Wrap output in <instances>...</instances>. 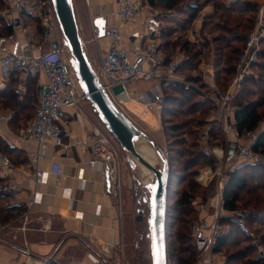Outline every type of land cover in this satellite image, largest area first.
<instances>
[{"label": "built area", "instance_id": "obj_1", "mask_svg": "<svg viewBox=\"0 0 264 264\" xmlns=\"http://www.w3.org/2000/svg\"><path fill=\"white\" fill-rule=\"evenodd\" d=\"M4 5L6 10L0 12V17L7 21L13 31H20L25 35L30 50L41 53L26 57L10 51L7 47H0V68L17 71L25 76L39 74L45 77V83H39L38 101L33 118L21 125L16 133V139L22 147L31 144L37 148L29 159V165L36 167L34 172L36 186L48 185L53 173L56 176L61 174L56 165L53 171L37 168L39 162L46 158V147H64L65 152L69 153L71 147L75 146L81 154L91 157L87 162L88 169L94 170L99 165L105 167L111 194L118 198L122 186L117 160L119 149L114 143L116 140L107 129H100L97 126L85 139L73 145L65 144V131L61 128L65 111L68 108H77L87 100V97L80 88L69 62L70 56L63 37L60 36V25L51 0H4ZM145 10L146 6L141 0H119V9L115 14L116 23L104 30V36L110 39V45L98 75L104 90L127 117H129L127 104L133 101L142 106V116H147L149 113L157 114L161 122L165 89L172 84L182 82L179 73L181 65L176 58L167 62L160 49L163 23L153 13L142 16ZM8 11H11V14ZM22 12L30 13L38 20L42 30V44H34L32 37L27 33L20 16ZM13 13L16 15L13 16ZM125 27L131 29L128 36L123 31ZM1 29L0 24V38H2ZM93 33L96 37L100 36L98 29H94ZM263 38L264 4L259 9L255 28L250 33L239 57L235 75L225 91L217 88L213 63L202 65L210 91L207 95L204 94L201 100L212 105V120L218 124L224 137L222 143L213 140L210 136V128L205 129L199 136L204 155L214 158L217 162L215 170L206 168L200 173L199 181L208 184L218 177L220 195L216 221L204 220L192 228L197 250L200 253H209V258L205 259L206 264H217L213 255L214 248L218 240L228 231V228L220 222L224 215L237 222L241 234L256 246L257 260L264 262V245L248 225L252 219L256 221L263 219L264 210L236 209L227 212L223 200L230 172L242 165L264 166V153L255 150L257 131H250L246 135L240 133L235 120L237 108L234 105L236 95L247 79L254 75L256 64L260 61V44ZM44 44L48 45L47 52H44ZM140 82L151 84V89L142 96L137 95L133 98L130 94L131 86ZM20 168L15 166L8 156L0 154V179L3 181L0 184L1 199L13 196L18 190L14 177ZM85 173V167L78 169L77 178L83 189L87 182ZM56 185L61 187L59 179ZM72 195L73 189L62 188L61 198L69 202V205L73 199ZM43 199L44 193L36 189L24 204L16 201L14 206H24L26 211L10 223L0 224V236L14 231L26 232L33 210L42 204ZM100 212L101 206H97L96 213L100 214ZM39 220L45 222L44 229H50V220L42 216ZM87 247L94 251L95 241L89 239ZM101 252L108 253L109 247H101ZM96 263L105 264V260L102 258Z\"/></svg>", "mask_w": 264, "mask_h": 264}, {"label": "crops", "instance_id": "obj_2", "mask_svg": "<svg viewBox=\"0 0 264 264\" xmlns=\"http://www.w3.org/2000/svg\"><path fill=\"white\" fill-rule=\"evenodd\" d=\"M253 2L256 3V1ZM73 3L84 51L93 68L101 69L109 49L110 39L104 35L96 37L93 30H105L116 23L115 14L119 9V0H73ZM145 6L146 10L142 16L153 13L163 24L170 20L176 25V22H182L188 17L184 10L167 11L164 8ZM8 13L11 14V11ZM20 16L34 44H42V30L38 26V20L27 12H22ZM7 24L2 29L0 47H7L10 51L26 57L41 54L39 51L30 50L25 35L20 31L12 29L9 33L8 27L10 26ZM123 31L128 36L131 29L125 27ZM47 51L48 45L44 44V52ZM185 57L183 53H179L176 58L183 63L186 60ZM29 79L35 81L37 90L39 83H45L43 75L25 76L17 71L0 68V137L11 147L25 150L30 159V155L35 153L37 148L31 144L22 147L18 142L16 133L19 128L16 127L14 130L12 124L17 111L5 106L2 99L6 88L11 86L14 93L19 96L18 100L23 101L27 98ZM88 104L91 103L84 101L77 108L66 109L65 117L61 122V128L65 131L66 145H73L85 139L97 127L98 115L92 105V110L90 108L87 110ZM127 113L129 117H132L129 111ZM215 141L220 142V140ZM90 158L89 155L81 154L75 146L71 147L69 153L65 152L64 147H46V158L39 162L37 168L53 171L56 165L61 174L56 176L53 173L48 185L42 187H37L35 184L36 167L29 163L21 166L14 177V182L19 188L13 196H10L8 206H14L16 201L24 204L36 189L44 193V199L42 204L33 210L26 232L14 231L0 236V264H97L96 262L102 258L105 264L131 263L133 251L139 247L137 239L139 222L134 214V194L131 192L130 175L121 150L119 149L117 159L122 182L118 198L111 194L106 169L103 165L97 166L94 170L87 168ZM81 167L86 168L87 182L84 189L81 188V183L77 178L78 169ZM149 174L151 175L150 172ZM58 179L61 187L56 185ZM63 187L73 189V199L70 205L61 198ZM219 199L218 192L207 205L201 208L199 218H205L211 222L216 221ZM97 206H101L100 214L96 213ZM40 216L51 221L49 230L44 229L45 222L39 220ZM89 239L95 241L94 251L87 247ZM101 247H109V252L103 254ZM213 255L217 264H225L224 257ZM208 258L209 253H203L197 264H206L205 259ZM184 259L188 258L184 257ZM187 262L190 261L187 260Z\"/></svg>", "mask_w": 264, "mask_h": 264}, {"label": "trees", "instance_id": "obj_3", "mask_svg": "<svg viewBox=\"0 0 264 264\" xmlns=\"http://www.w3.org/2000/svg\"><path fill=\"white\" fill-rule=\"evenodd\" d=\"M141 1L144 5H148L151 8H164L167 11L184 10L187 13L188 17L185 19V23L180 25L179 29L173 28V33L168 34L167 31H164L162 34L164 40H168V38L172 39L173 37V46L171 41H167L164 45L160 44V49L164 55H167L166 53H168L171 47H173V50L179 48L180 51H183L187 59L181 65L179 73L191 74V72L198 69L203 58L209 57L206 54V50L211 47V51L215 55L213 65L216 70V83L219 89L225 90L235 75L237 60L243 52L249 36L247 33L255 28L261 6L258 3L248 0H235L232 2L231 0ZM205 1H209L215 9L214 13L206 16L203 22V30L206 31L209 28L208 35L211 34L213 36L211 39L212 42L193 44L184 38L186 33H182L174 40L177 32H180V30L182 32L189 30L190 26L201 13ZM4 7V0H0V9ZM213 20H217L219 23H213ZM3 23H6V21L0 17L2 29L7 24ZM238 29L242 30V32H236ZM8 31L9 33L12 32V27H8ZM262 44H264V41H262ZM261 58H263V52L260 53ZM260 67L261 65L257 69V72L261 69ZM261 71L264 72V69H261ZM253 78L254 76L252 75L247 79L234 100V105L237 108L235 114L237 129L242 135H246L250 131H257L263 120V115L260 110L264 107V99L250 102L247 100L249 95L256 96L259 94L261 98H264L262 97L264 96V80L260 79L259 81L253 82ZM249 84L253 85V89L248 90L250 89L247 88ZM34 87L35 81L29 79L27 98H25L28 102L30 100V91ZM256 88L259 90L258 92H256ZM14 92L11 86L6 88L5 95L2 97L4 105L15 111L23 105L27 108L26 101H19V96ZM28 102L27 104H29ZM212 112V105L206 101H202L193 89L185 85L176 83L165 89L161 124L165 137V145L169 152L167 156L169 163L166 215L167 247L168 252L169 246H172L173 250H181L187 254L193 263H198L201 256L187 229V226L194 219L193 217L195 215L193 206L196 198L195 191L198 188L193 178L202 169L217 167V162L214 158H209L204 155L198 143L199 133L197 128L204 121L208 120L212 124L210 136L213 140H218L219 135L216 134L220 132V128L212 120ZM17 118H19V115L16 113L12 121L13 126ZM255 150L264 153V129H261L257 135ZM0 152L8 156L17 167L25 166L29 163V158L25 150L18 147H11L1 137ZM177 163L181 165L180 171H176L175 165ZM186 181L189 184L185 189H175L176 187L180 188ZM0 182L2 183L3 181L0 179ZM244 193L249 196V199L248 197H241ZM9 199V196L4 199L0 198L1 225L10 223L26 211L24 206H8ZM223 200L227 212L236 209L264 210V166L242 165L230 172L223 193ZM243 202H250L248 205L252 204L255 206L252 208L240 207V204ZM220 222L228 228V231L218 240L214 248L215 255L223 256L225 258V264H264V262L257 260L256 246L250 239L245 238L241 234L237 222L226 215L221 218ZM248 225L260 237L261 243L264 245V218L257 221L252 219L248 222Z\"/></svg>", "mask_w": 264, "mask_h": 264}, {"label": "rangeland", "instance_id": "obj_4", "mask_svg": "<svg viewBox=\"0 0 264 264\" xmlns=\"http://www.w3.org/2000/svg\"><path fill=\"white\" fill-rule=\"evenodd\" d=\"M248 1H252V2L256 1V3H258V4L261 2L262 4H259L260 6L264 4V0H248ZM257 1H260V2H257ZM4 10H5V7L3 9H0V12H2ZM214 11H215V9H214L213 5L209 1H205L201 13L199 14V16L195 20V22H193V24L190 26L189 30H187L185 32H182V30H180V32H177V34H175L174 40H176V38H178L182 33H184V34L186 33L184 38L193 44H197V43L202 44L203 42L205 44V42H208V43L212 42L211 39L213 38V36L211 34L208 35L209 28L206 31L203 30V22H204L205 17L208 15H212L214 13ZM184 19H186V18H184ZM184 21L179 22V23L176 22V25H174L172 21L167 20L163 24L164 31H167L168 34H171V33H173V28L179 29L180 25L185 23ZM213 23H219V22L217 20H213ZM38 26L41 27L40 24H38ZM93 32H94V30H93ZM236 32H242V30L238 29V30H236ZM249 32L247 33V35L250 36L251 32L250 33ZM60 36H62V33L60 34ZM162 37H163V35L160 38V41H161L160 44L161 45H164L165 43H167V41H171V44L173 46V37H172V39L168 38V40L167 39L164 40ZM262 41H264V38L262 39ZM262 41L260 44V53L263 52V58H261L262 60L260 59V61L256 64V67H255L256 72H254V75H253L254 78L252 79L253 82L259 81L260 79L264 80V72L261 71V69H264V44H262ZM211 50H212L211 47L206 50V54L209 57L203 58L201 60V64L199 65L197 70H195L194 72H191V74H188V73L180 74V76L182 78V80H181L182 82L180 84L185 85L186 87H188L187 85H189V88L193 89L200 96L201 99H202L204 94L207 95L210 91V87L206 83V79L204 78V70H203L202 65L203 64L208 65L209 63H211L215 60V55H214L213 51H211ZM169 51H171V52H169ZM169 51H168V53H166L167 55H165L166 60L168 58H170V59H168L169 60L168 62L174 60L179 53H183V51H180L179 48L173 50V47H171L169 49ZM173 56H174V59H173ZM238 60H237V63H238ZM183 63H180L179 65H182ZM237 63H236V65H237ZM213 64H214V62H213ZM260 65H261V67H260L261 69L258 70V72H257V69H259ZM212 67L214 68V65H212ZM214 70H215V68H214ZM95 71L97 72V74L100 73V68L97 67L95 69ZM215 74H216V70H215ZM252 84L248 85L249 87H247V88H250L248 90L253 89ZM151 86H152L151 84L143 83V82H140L137 84H132L131 89H130L131 90L130 94L133 98H135L137 95L142 96V94L144 92H148L151 89ZM227 87H226V89H227ZM219 90H221V89H219ZM225 90H221V91H225ZM256 90H257L256 92L259 91L257 88H256ZM37 91L38 90L36 89V87H34L32 89V91H30L29 102H28V100H25V99L23 100V101H26L27 108H25V105H23L21 108L16 109L17 114L19 115V118H17V120L15 121L14 128L21 127V125L28 123L33 118L34 113H35L34 110H35L36 102H37V98H36ZM262 97H264V96H262ZM261 99H264V98H261L259 96V94L256 96L255 95H249V97L247 98V100L249 102L254 101V100L260 101ZM85 101H87L89 103L88 100H85ZM27 102L29 104H27ZM87 106H88L87 110H89V108H90V110H92L91 104H88ZM127 111H129V113L131 114L132 117H129V118L133 121V123H135L139 127V129H141V131H143L144 134L148 138H150L155 143H157V145L161 149H163V151L167 157L169 152H168V149L165 145V137H164V133L162 131V124L160 126V121L157 117V114L149 113L147 116H142L143 108H142V106L136 104L135 102H129L127 104ZM260 111L263 115V120L260 123V128L257 130V133H256L257 135L259 134V131L261 129H264V107L261 108ZM161 117H162V115H161ZM97 120L98 121H96V125L100 129H104L105 127L100 122L98 117H97ZM211 126H212V124L210 122H208V120L204 121L202 123V125L198 126L197 129H198L199 136H200V133H202L205 129L211 128ZM216 135H219V137L217 139L220 140V143H222L224 141V137L222 136L221 130ZM199 136H198V143H199ZM146 140H147V138L144 141L141 140L142 142L140 141L137 143L138 149H140L143 146L141 151H143V148L145 146L146 147L149 146L152 149H154V147L150 144V142H148ZM114 143L117 144V148L121 150L122 158H124L127 171L129 172V175H130V180H131L130 187H131L132 194H134L133 196H134V200H135L134 214L138 217V210L139 209L145 210V213L143 214V219L141 222H139V226L137 229L138 230V238L137 239L139 242V247L137 249L135 248V250L133 247V250H134L133 254H132L133 260H131L130 264H152L151 250H150V239L148 238L149 237V229H148V223H147L148 203H145L144 199L149 198V192L146 189L145 185L147 183H151L154 179V176L153 175L151 176L149 173L147 175L144 174L143 166L138 162H136L135 167H132L127 162V157L129 156V154H127L125 151H123V149L120 147V145L117 141H115ZM199 145H200V143H199ZM211 145L212 144L210 143V146ZM200 147L203 151V147L201 145H200ZM0 154H2V153L0 152ZM156 154H155L156 161L154 162L152 160L153 162L152 161L151 162L153 164H155L154 166L157 169H161L162 168V161L158 155L156 156ZM180 166L181 165L179 163H177L175 165L176 171H180V169H181ZM208 168H211V167H208ZM216 168H213V169L215 170ZM203 170L204 169L200 170L198 175L193 178V180L195 181L196 186L198 188L197 191H195L196 198H195V204L193 206V209L195 210V215L193 217L194 219L191 220V223H189V225L187 226L188 232L190 233V235L194 241V244H195V237L193 236V230H192L193 226L198 224V223H201L204 220H207L205 218H202V219L199 218L200 210H202L201 208H203L205 205H207L208 202H210L211 198L215 197V195L219 192V185H218L219 179H218V177H215L208 184H202L201 181H199L200 173ZM188 184H189V182L186 181L184 184H182V186L180 188L176 187L175 189L183 190L187 187ZM189 190H190V188H189ZM241 197H245V198L248 197V199H249V196H247L245 193L242 194ZM248 203H250V202H247V203L243 202L240 204V207H245V208L251 207L252 208L253 206H255L252 204L248 205ZM251 210H253V209H251ZM254 211H261V210H254ZM174 216H175V213H174ZM209 222H211V221H209ZM202 255H203V253L201 254V256ZM184 257H186L188 259H184ZM168 260H169L168 261L169 264H189L190 262H191V264H197L195 262L193 263L192 260L189 259L187 254L183 253L181 250H179V249L173 250L172 246L171 247L169 246ZM187 260L190 262L188 263Z\"/></svg>", "mask_w": 264, "mask_h": 264}, {"label": "water", "instance_id": "obj_5", "mask_svg": "<svg viewBox=\"0 0 264 264\" xmlns=\"http://www.w3.org/2000/svg\"><path fill=\"white\" fill-rule=\"evenodd\" d=\"M51 2L55 8L63 40L70 56L69 62L76 74L80 88L91 103L100 122L119 143L123 151L129 154L127 161L132 167H135L136 162H138L153 173V181L145 185L149 192V198L144 199V202L148 203L147 223L152 264H169L166 239L167 188L169 181L167 157L163 149L148 138L119 109L111 96L104 90L99 75L84 51L73 0H51ZM99 32L100 36L104 35V30L99 29ZM141 138H147L146 141L154 147L162 161L161 169H157L143 157L137 147V143ZM144 213V209L138 210V222L142 221Z\"/></svg>", "mask_w": 264, "mask_h": 264}, {"label": "bare ground", "instance_id": "obj_6", "mask_svg": "<svg viewBox=\"0 0 264 264\" xmlns=\"http://www.w3.org/2000/svg\"><path fill=\"white\" fill-rule=\"evenodd\" d=\"M144 141L145 139H140L139 140V142L140 141ZM141 141V142H142ZM143 147V146H142ZM142 147L140 148V151L142 150ZM141 153H142V155H143V157L151 164V165H155V164H153L152 162L154 161H156V157H155V154H156V151H155V149H152L151 147H149V146H145L144 148H143V151H141ZM156 156H157V154H156ZM153 160V161H152ZM152 161V162H151ZM144 167V166H143ZM144 169V174H148L149 172L151 173V175H153V173L148 169V168H143Z\"/></svg>", "mask_w": 264, "mask_h": 264}]
</instances>
